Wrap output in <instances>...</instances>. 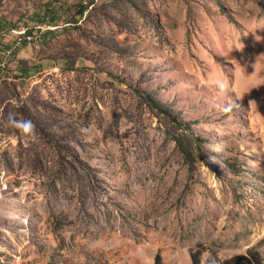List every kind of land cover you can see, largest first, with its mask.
<instances>
[{
    "label": "rangeland",
    "instance_id": "rangeland-1",
    "mask_svg": "<svg viewBox=\"0 0 264 264\" xmlns=\"http://www.w3.org/2000/svg\"><path fill=\"white\" fill-rule=\"evenodd\" d=\"M200 248L264 264V0H0V264Z\"/></svg>",
    "mask_w": 264,
    "mask_h": 264
},
{
    "label": "trees",
    "instance_id": "trees-1",
    "mask_svg": "<svg viewBox=\"0 0 264 264\" xmlns=\"http://www.w3.org/2000/svg\"><path fill=\"white\" fill-rule=\"evenodd\" d=\"M204 249L200 248L194 252H191V258L193 264H201V256L203 254ZM262 254H260L257 250H250L248 254H238L233 255L228 258H225L222 261L213 262L212 264H261L262 263ZM155 264H164L163 257L160 252H158L155 256Z\"/></svg>",
    "mask_w": 264,
    "mask_h": 264
},
{
    "label": "clouds",
    "instance_id": "clouds-1",
    "mask_svg": "<svg viewBox=\"0 0 264 264\" xmlns=\"http://www.w3.org/2000/svg\"><path fill=\"white\" fill-rule=\"evenodd\" d=\"M221 87H223L221 85ZM8 126L15 129L17 134L26 141H34L36 139L35 126L31 120L28 119H17L14 115L9 114L7 120ZM12 138L9 137V142Z\"/></svg>",
    "mask_w": 264,
    "mask_h": 264
},
{
    "label": "built area",
    "instance_id": "built-area-1",
    "mask_svg": "<svg viewBox=\"0 0 264 264\" xmlns=\"http://www.w3.org/2000/svg\"><path fill=\"white\" fill-rule=\"evenodd\" d=\"M23 36L24 37L19 36V38L16 39L15 43L6 49V52H5L6 57H10L15 52V50L22 44L23 40L25 42L27 41L30 44H32V42H34V37L31 34L23 35ZM3 65H5V64H3Z\"/></svg>",
    "mask_w": 264,
    "mask_h": 264
}]
</instances>
